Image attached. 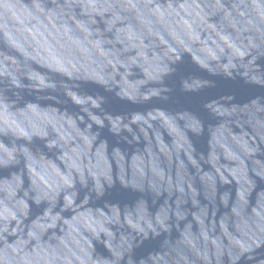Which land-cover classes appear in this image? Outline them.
Listing matches in <instances>:
<instances>
[{
	"label": "water",
	"instance_id": "95a60500",
	"mask_svg": "<svg viewBox=\"0 0 264 264\" xmlns=\"http://www.w3.org/2000/svg\"><path fill=\"white\" fill-rule=\"evenodd\" d=\"M0 264H264V0H0Z\"/></svg>",
	"mask_w": 264,
	"mask_h": 264
}]
</instances>
